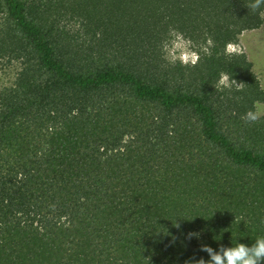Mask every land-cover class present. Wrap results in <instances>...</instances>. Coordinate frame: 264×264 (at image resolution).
Listing matches in <instances>:
<instances>
[{"label": "trees", "instance_id": "trees-1", "mask_svg": "<svg viewBox=\"0 0 264 264\" xmlns=\"http://www.w3.org/2000/svg\"><path fill=\"white\" fill-rule=\"evenodd\" d=\"M256 5L0 0V264H195L264 237V87L225 53ZM170 28L195 66L164 59Z\"/></svg>", "mask_w": 264, "mask_h": 264}, {"label": "clouds", "instance_id": "clouds-1", "mask_svg": "<svg viewBox=\"0 0 264 264\" xmlns=\"http://www.w3.org/2000/svg\"><path fill=\"white\" fill-rule=\"evenodd\" d=\"M261 3H264V0H257L256 6ZM208 43L211 44V40ZM232 45H226V54L236 51ZM201 51L207 53L208 48L202 47ZM162 52L164 59L172 64L178 61L185 66L189 64L195 66L200 60V53L195 50L192 40L175 28L169 29V34L163 41ZM235 82L229 74L222 72L216 87L222 91L224 88H230ZM260 114L259 108L255 112L250 110L245 119L256 121L260 118ZM201 250L209 254V259L205 261L200 258L195 264H261L264 261V237H257L251 245L242 242L232 243L230 247L221 245L218 251L209 245H203Z\"/></svg>", "mask_w": 264, "mask_h": 264}, {"label": "rangeland", "instance_id": "rangeland-1", "mask_svg": "<svg viewBox=\"0 0 264 264\" xmlns=\"http://www.w3.org/2000/svg\"><path fill=\"white\" fill-rule=\"evenodd\" d=\"M236 51H244L253 63V69L258 74L262 86L264 87V24L254 30H246L240 37L239 44L232 45ZM14 64L9 62L7 57L0 58V86L9 82L15 75ZM260 115L264 114V103H259L257 110Z\"/></svg>", "mask_w": 264, "mask_h": 264}]
</instances>
